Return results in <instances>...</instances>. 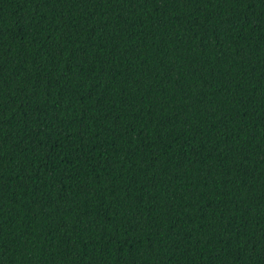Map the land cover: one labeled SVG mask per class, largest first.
Instances as JSON below:
<instances>
[{
	"label": "trees",
	"instance_id": "1",
	"mask_svg": "<svg viewBox=\"0 0 264 264\" xmlns=\"http://www.w3.org/2000/svg\"><path fill=\"white\" fill-rule=\"evenodd\" d=\"M0 264H264V0H0Z\"/></svg>",
	"mask_w": 264,
	"mask_h": 264
}]
</instances>
